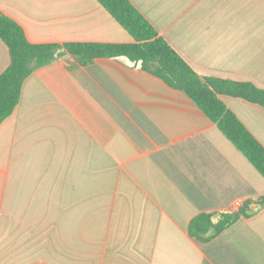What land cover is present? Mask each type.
<instances>
[{
  "label": "crops",
  "instance_id": "crops-1",
  "mask_svg": "<svg viewBox=\"0 0 264 264\" xmlns=\"http://www.w3.org/2000/svg\"><path fill=\"white\" fill-rule=\"evenodd\" d=\"M203 77L264 89V0H130ZM32 43L133 42L98 0H0ZM11 63L0 37V74ZM222 100L264 145V107ZM264 176L184 91L122 56L37 68L0 123V264H264Z\"/></svg>",
  "mask_w": 264,
  "mask_h": 264
},
{
  "label": "trees",
  "instance_id": "trees-1",
  "mask_svg": "<svg viewBox=\"0 0 264 264\" xmlns=\"http://www.w3.org/2000/svg\"><path fill=\"white\" fill-rule=\"evenodd\" d=\"M98 1L133 36V42L32 43L23 27L0 10V37L11 56L10 65L0 74V123L13 113L24 81L37 68L65 56L84 65L98 58L125 56L168 86L184 91L264 176V145L221 98L242 97L264 107V89L251 82L200 76L130 0ZM253 202L264 206V195L246 200L237 210L239 215H235L237 211L198 214L190 222V235L203 242L213 239L242 215L251 214Z\"/></svg>",
  "mask_w": 264,
  "mask_h": 264
},
{
  "label": "water",
  "instance_id": "water-1",
  "mask_svg": "<svg viewBox=\"0 0 264 264\" xmlns=\"http://www.w3.org/2000/svg\"><path fill=\"white\" fill-rule=\"evenodd\" d=\"M239 213H240V212H239V211H237V212H235V215H239Z\"/></svg>",
  "mask_w": 264,
  "mask_h": 264
}]
</instances>
